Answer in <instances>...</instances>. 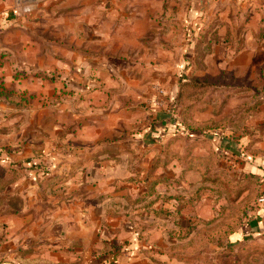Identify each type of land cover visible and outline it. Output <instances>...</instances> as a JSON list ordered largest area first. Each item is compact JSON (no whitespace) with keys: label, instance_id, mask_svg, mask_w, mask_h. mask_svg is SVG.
Here are the masks:
<instances>
[{"label":"crops","instance_id":"1","mask_svg":"<svg viewBox=\"0 0 264 264\" xmlns=\"http://www.w3.org/2000/svg\"><path fill=\"white\" fill-rule=\"evenodd\" d=\"M100 2L66 0L62 6L94 9ZM145 3V0H121L119 4L134 9L132 16L142 20L147 17ZM101 6L97 8L99 13ZM97 20L102 22L101 16ZM98 22L91 25L93 31H98L102 51L95 50L97 45L93 39L95 51L90 52L93 48H89L85 55L71 56L64 62L65 69L71 62L77 71L71 72L73 82L61 100L44 106L36 101L33 107L0 101V149L3 150L0 162L14 168L18 176L8 192V203L13 206L4 216L11 233L3 250H8L9 254L0 264H164L165 253L174 252L179 246L168 238L157 217L137 214L141 205L138 202L141 197L153 196L151 193L157 198L159 193L164 196L169 188L170 193L185 189L191 192L200 186L201 176L196 169H185L177 160L162 164L163 158L171 154L182 155L184 142H193L191 140L200 137V133L189 134L179 122L181 119H176L179 125L163 112L164 117L152 116L155 111L146 104L153 91L144 86L146 81L134 76L137 71L132 63L141 57L134 51L140 47V38L147 31V24H143L146 21H141L139 28L130 24L132 35L128 40L119 30L122 28L115 37L108 22ZM2 25L14 27H0L1 79L18 90L52 97L48 81L44 82V87H36L30 80L32 77L15 82L11 79L15 62L32 61L43 67V61L52 60L53 55L49 51L43 54L34 51L32 47L37 42L30 34L25 36L15 24ZM83 25H76L77 34ZM73 29L65 24L60 33L69 38L68 31ZM112 40L117 46L112 48L114 53L108 51ZM245 45L233 57L231 68L247 79V86L238 88L226 104L224 96H219L221 105L218 108L210 105L204 112H197L196 119H230L229 126H234L237 139L250 142L245 153L236 149L224 131H216L211 141L227 166L238 173L255 171L263 192L264 35L246 39ZM214 57L210 54L207 61H214ZM219 58L223 66L226 58L222 55ZM125 61L130 63L124 64ZM31 68L36 71L33 65ZM92 76L99 80L96 82L107 83L90 91L86 84L93 83ZM108 76L117 79L111 80ZM126 76L128 85L120 84L118 78H128ZM179 89V85L173 84L171 92L179 97ZM220 89L209 87L206 92ZM255 92H262L263 100L257 98ZM215 97L216 100L217 94ZM254 103V113H245L246 107ZM165 180L169 187H164ZM138 196L140 199H136ZM257 199L242 227L228 237L234 243L239 242L238 245L247 239L264 241V201ZM18 201L20 204L15 205ZM207 201L209 199L204 198L197 206L194 204L198 209L193 206L190 210L193 215L189 217L196 218L197 211L201 212ZM161 203L159 200L155 204L159 207ZM213 206L214 202L209 209ZM190 211L183 213L189 215ZM202 216L210 219L214 213H202Z\"/></svg>","mask_w":264,"mask_h":264},{"label":"rangeland","instance_id":"2","mask_svg":"<svg viewBox=\"0 0 264 264\" xmlns=\"http://www.w3.org/2000/svg\"><path fill=\"white\" fill-rule=\"evenodd\" d=\"M64 1L66 2V0H0V27L8 28L12 25L2 24H15L24 31L25 36L30 34L37 42L32 47L34 51L42 54L49 51L53 55L52 60L43 61V67L32 61L15 62L11 79L15 82L19 78L32 77L30 80L36 87H44V82L48 81L52 97L44 93L38 96L37 93H29L28 90H18L12 87V84L7 85L0 77V101L33 107L36 101L44 106L50 101L61 100V96L66 95L73 82L71 72L77 71L71 62L68 69H65L64 62L71 59V56L85 55L89 48H93V39L97 45L95 50L102 51L103 47L98 42V31H93L91 25L98 22V16H101L102 21L98 24L107 22L110 24L112 36L116 37L118 29L122 28L119 30L123 31L125 40L132 35L130 24H136L139 28L140 22L146 21L143 24H147V31L144 29L145 34L140 38V47L134 51L138 56L141 54V57L132 63L137 71L134 76L146 81L144 86L153 91V96L146 101L151 110L155 111L152 116L164 117L165 114L173 119H181L195 131L205 133L207 130L204 128L208 127L209 123L220 121L214 119L200 121L196 119V113L204 112L210 105L218 108V105H221L219 96L222 95L226 104L238 88L244 89L247 86V79L238 76L236 69L231 68V63H234L233 57L246 47V39L264 35L263 0H214L202 16L197 15L195 11L196 0H145L147 17L142 20L132 16L134 9L120 5L121 0H110L111 5L109 0H101L94 5V9L80 6L65 9L62 6ZM101 4L99 13L97 8ZM65 24L74 27L73 31H68L69 38L60 33L61 26ZM77 24H84L78 34ZM113 40L111 49L108 50L111 53L115 52L112 48L117 47ZM95 50L93 48L90 52ZM210 54H214V61L210 59L207 61ZM221 55L223 59L226 58L223 66L220 64V58L218 59ZM1 57L0 54V66L3 63ZM128 63L130 61H125L124 64ZM31 64L36 71H33ZM209 69L212 73L208 72ZM92 78L93 83L89 81V84H86L90 91L104 87L103 84L107 83L96 82L95 76ZM110 79L117 78L111 76ZM118 79H121L120 84L128 85L126 80L129 77ZM194 82L197 85L210 84L209 87L221 89L211 93L206 91L195 94L183 93L181 97L171 92L173 84L183 89L185 84H196ZM255 93L257 95V92ZM216 94L218 98L214 100L217 103L207 99ZM253 113L254 110L248 111V114ZM199 136V140L184 142L185 149L182 155L188 150L189 155L179 160L171 154L168 159L163 158L162 164L165 160L169 164L177 160L184 164V167L189 164L199 166L197 168L204 170L202 172L197 170L201 176L200 186L191 192L185 189L170 193L169 188L164 196L159 193V198L154 193L150 194L153 196L141 197L138 202L141 204L140 211L137 214L147 213L157 217L158 224L166 229L168 238L171 237L174 244H179L176 247L179 251L165 253L167 257L164 264H264V241L247 239L238 245L239 242L234 243L226 238V233L242 227L249 212L254 208L260 194V179L254 175L244 176L243 173H238L231 166H227L221 156L212 154L210 147L213 148L214 143L208 141L207 136L202 134ZM191 143L194 145L187 149ZM17 177L12 171L0 168V261L9 254L8 250H3V246L10 241L11 233L4 216L7 209L13 206V203H8V192L11 191L10 185ZM223 178H228L227 183ZM181 180H184L183 176ZM168 183V180H165L164 187H169ZM204 198L209 199L205 202L207 205H202L203 208L201 212L197 211L196 218L189 217L193 215L191 208L194 206L197 210V204ZM136 199H140V196ZM159 200H162V203L158 207L155 203ZM212 202L214 206L210 210ZM14 204L19 205L20 201ZM184 210L190 211L189 215L183 213ZM211 211L214 213L213 217L203 218L202 213L210 215ZM181 215L186 219H182Z\"/></svg>","mask_w":264,"mask_h":264},{"label":"trees","instance_id":"3","mask_svg":"<svg viewBox=\"0 0 264 264\" xmlns=\"http://www.w3.org/2000/svg\"><path fill=\"white\" fill-rule=\"evenodd\" d=\"M187 82V81H186ZM194 83H196V82H194ZM209 85L210 84H205V85H197V83L196 84H185L184 86V88L182 89H180V93H179V97H181V94L183 95V93H189V94H195V93H197V92H203V91H207L208 89H209ZM261 93L262 92H260L259 94L260 95H256V97L257 98H259V99H261V100H263L262 98H261ZM12 94V93H11ZM216 97L215 96H213V95H211V96H209L207 99L208 100H214ZM258 99V101L257 102H259L260 100ZM257 102H256V104H257ZM256 104L254 103L253 105H248L249 107H246L247 109H246V111H245V113H247L248 111H250V110H255L256 109ZM247 106V105H246ZM169 120H171V121H173L174 119L173 118H171V117H169ZM229 118L228 119H225V120H223V121H220V122H217V123H209V126L208 127H205L204 128V130H207L205 133H203V132H197V131H195L189 124H186V122H184V121H182V120H179V122H181V124H183V126H184V129H186L187 131H188V133L190 134V133H192V134H202V135H204V136H207V140L209 141H211V139H212V137H214L217 133H216V131H224L225 132V135L228 137V140H230V142L231 143H233V145H236V149H240V153L241 154H244L245 153V150L247 149V147L249 146V142L248 143H243L242 141H241V139H237V136L235 135V132H236V130H235V128H234V126L233 127H230L229 126ZM177 124H179L180 125V123H178V121L175 119L174 120ZM204 130H201V131H204ZM196 140H199V138L197 137L196 138ZM196 140H194V141H196ZM212 142V141H211ZM213 144V143H212ZM194 144H190L188 147H187V149H191V147L193 146ZM213 146V148L212 147H210L211 148V150H212V154H214V156H221V154H220V152L218 151V149H216V148H214L215 146H214V144L212 145ZM189 153H190V151L188 150L186 153H184L183 155H178V154H173V157H178V159L180 160V158H182L183 156L184 157H186L187 155H189ZM234 153H236V150L234 151ZM1 154H3V150L2 149H0V156H1ZM193 160H194V158H193V156L191 157ZM190 158V159H191ZM167 159H168V156H167ZM166 160H165V162H163L164 164H166ZM197 167H199V166H196L195 164H189V165H187V167L185 166V169H196V170H199V171H204L203 169H200V168H197ZM0 168H2V169H4V170H7V171H12L13 172V174H15V175H17V172H15L14 170V168L12 169V167H7V166H4L3 164H2V162H0ZM244 174V176L245 175H249V176H252V175H254V176H257L258 177V175H257V173L255 172V171H248V172H245V173H243ZM220 179H222V178H220ZM223 180L227 183V181H228V178H223ZM260 194L258 195V199H257V201L260 199V198H262V197H264V191L262 192V190H261V188H260ZM238 228H236V230H237ZM235 230V231H236ZM235 231H233V232H235ZM233 232H230V233H226V238L228 239V237L231 235V234H233ZM253 240H255V239H253ZM176 252L177 251H179V250H175Z\"/></svg>","mask_w":264,"mask_h":264},{"label":"water","instance_id":"4","mask_svg":"<svg viewBox=\"0 0 264 264\" xmlns=\"http://www.w3.org/2000/svg\"><path fill=\"white\" fill-rule=\"evenodd\" d=\"M214 0H196L195 11L197 15L202 16L203 12Z\"/></svg>","mask_w":264,"mask_h":264},{"label":"built area","instance_id":"5","mask_svg":"<svg viewBox=\"0 0 264 264\" xmlns=\"http://www.w3.org/2000/svg\"><path fill=\"white\" fill-rule=\"evenodd\" d=\"M261 201H264V197H263V198H261Z\"/></svg>","mask_w":264,"mask_h":264}]
</instances>
